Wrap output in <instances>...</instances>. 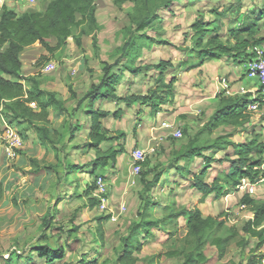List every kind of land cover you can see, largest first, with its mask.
<instances>
[{
  "label": "rangeland",
  "instance_id": "374dc122",
  "mask_svg": "<svg viewBox=\"0 0 264 264\" xmlns=\"http://www.w3.org/2000/svg\"><path fill=\"white\" fill-rule=\"evenodd\" d=\"M144 1L137 0L136 5L141 6ZM155 1L157 3L160 0ZM46 2L36 0L29 5L39 8ZM95 4L97 24L75 28L67 41L53 53L42 50L45 54L36 58L33 74L29 76L36 79L41 88L56 92L69 111L80 107L72 116L66 113L61 115L63 118H59L62 122L64 118L69 120L68 124L72 125L77 122L84 125L88 120L84 115L87 104L80 106L78 101L105 76V64L114 65L119 60L129 36L126 30L134 26L130 17H139L134 2L119 5L113 0H96ZM157 13L159 15L155 22L138 33L144 34L137 37L129 55L123 62L119 61L124 66L140 67L142 70L136 76L126 71L119 81L117 93L137 97L150 92L156 86L158 72L149 70L148 65L157 64L161 60L170 61L172 66L166 68L161 78L168 81L176 77L175 104L183 113L177 116L173 124L182 131L181 138L175 139L171 129L160 125L150 128L153 120L149 117L151 114L148 107L142 106L134 98L130 102H120L123 113L114 126L126 130L131 136V142L134 138L131 130L139 129L146 143L140 146L145 150L146 158L141 172L135 174L131 169L127 175L130 181L128 190L122 194L113 190L112 197L109 192V210L106 211L92 204L90 196L85 194L86 185L92 177L88 175V167L84 169V164L94 157V153H86L85 147L81 146L82 138L76 141L80 144L74 148L78 149L74 156L70 150L74 144L69 146L73 142L68 144L67 136H64V147H60L57 158L54 157V151L47 152L48 149L38 159L34 155L30 156L36 145L34 131L25 130V124L12 121L11 125L27 138L23 139L14 160H0L3 165L0 169V183L3 186L1 198L5 199V202H0V264H6L4 261L14 253L17 254L12 255L10 264H45L32 250V247L38 245L65 249L61 261L49 264H182L188 255L196 256L197 251H201L202 256H197L196 264H249L264 255V245L259 246L255 237L242 231L245 223L253 219V211L251 206L240 203V198L245 194L257 204L264 202V179L260 177L264 171L256 167L254 170L259 174L253 184L246 182L247 187L243 189H238V185L236 192L215 199L214 194L199 193L191 186L192 180L183 179L173 166L170 168L173 170L169 169L163 174L159 183L146 194L150 202L154 203L148 217L140 216L145 204L139 198L143 192V173L153 166L159 167V170L170 167L172 152L179 151L182 143L188 141H195V145L202 148H210L202 152V155L213 159L207 174L202 178L206 183H211L214 178L221 181L225 173L229 175L232 172L230 160L237 158L233 154L234 148H237L234 145L249 143L252 133H255L256 145L260 147L261 159L264 161V98L258 95L263 100L261 105L256 111L246 110V117L240 124L211 129L209 124L219 97L241 98L244 95H234L233 92H226L231 91L230 88H220L218 82L229 83L227 77L219 76L216 81L205 72L204 80H201L196 70L198 67L188 69L187 65L182 64L183 61H188V64L197 61L194 41L190 39L193 36L192 26L196 22L210 28L208 36L216 32L221 39L232 45L235 41L246 39L248 44L245 49L250 51L251 46L264 37V0H179L173 2L168 10L160 7ZM245 27L251 30H240ZM94 36L95 46L92 42ZM232 58L225 62V70H233L234 64L240 65ZM49 60L56 62V68L52 72L43 73L42 65ZM206 65L203 68L205 70L210 67L208 63ZM112 71L119 72L117 68ZM215 81L219 89L214 87ZM23 83L29 86L27 80H23ZM233 84L234 81H230L229 86L233 87ZM72 92L75 96H72ZM116 105L113 101L101 100L96 101L94 107L113 109ZM139 107L143 112L139 113ZM66 130L67 127L63 130L65 135ZM113 145L124 148L126 141L124 137L119 138L106 147ZM246 157L256 161L259 156L247 153ZM216 159L225 160L219 163L214 162ZM185 161L183 159L178 164L182 166ZM76 164L82 165L81 169L65 172L66 166ZM205 165L201 157H196L189 169L198 172ZM47 172L52 177L46 176ZM42 175H45L44 180ZM150 176L152 174L148 178ZM28 188H33L32 194ZM122 205L124 209L121 211ZM193 208L199 209L203 216H211L216 220L211 228L200 235L188 233L185 219L174 216L180 209ZM48 219L51 220L48 222ZM219 221L223 224L217 225ZM143 222H156L158 225L149 224L147 231L142 229L138 236L141 248L133 251L122 262L124 239H129L134 224ZM16 255L34 259L31 262H17Z\"/></svg>",
  "mask_w": 264,
  "mask_h": 264
},
{
  "label": "trees",
  "instance_id": "16d2710c",
  "mask_svg": "<svg viewBox=\"0 0 264 264\" xmlns=\"http://www.w3.org/2000/svg\"><path fill=\"white\" fill-rule=\"evenodd\" d=\"M96 0H47L46 5L41 11L25 12L17 14L14 10L8 9L6 6H2L0 13V119L4 117L8 120L9 124L13 125L12 121L25 124L27 127L25 130H32L37 139L43 145H51L54 151V157L59 155L60 147H64V131L67 127V143H70L75 139L76 133L83 128L80 122L74 125L68 124L69 120L63 119L60 126H51V119H58L61 115L66 113L74 114L80 107H75L69 111L64 106V100L60 99L56 92L45 90L40 87L36 79L21 77L20 71L22 62L20 60V54L23 50L34 43H38L43 50L48 53H53L60 46H62L67 39L72 35L75 28H80L83 25L95 26L96 20ZM117 4L125 2H134L137 7L138 18L133 15L130 17L134 26L128 28V38L124 45V50L120 55L118 61L114 65L105 64L102 80L94 86H91L87 92L81 97L78 103L87 104V108L84 110V114L89 118V124L87 128V135L82 147H85L86 152L92 151L94 153L93 159L84 164V169L88 167V174L92 179L88 182L85 189V194L90 196L92 204L97 205L98 199L93 197L95 174L98 169L106 167L110 162L115 164L116 156L123 148L108 146L105 149L102 147L103 143H111L117 141L119 138L125 137V133L122 131L117 133L107 130L103 121L109 117L114 119H120L123 110L117 108L114 111L94 107L96 101H116L118 102H130L133 98L139 101L141 104L149 107L151 115H155L162 105L171 104L174 100V88L176 77L173 76L168 81L161 78L166 68L171 65L170 61L161 60L157 64L148 65V69H154L158 72V79L156 80V86L145 95L122 96L117 93V86L121 80L122 75L126 71H130L133 76L138 75L141 72L140 67L131 68L130 66H124V58L129 55L131 47L135 44L137 37L142 36L138 33L143 32L149 25H151L158 18L157 10L160 7L170 9V5L173 2L179 0H160L156 3L155 0H145L144 3L136 5L137 0H113ZM193 36L190 38L194 41V49L197 61L188 64V61H183V65H187L188 69H193L201 66L205 61L218 60L224 56H243L251 57L252 53H247L245 49L248 42L246 39L242 41H235L232 44L223 40L215 32L209 35L210 28H205L201 22H196L192 26ZM244 32H249L251 29L245 27L240 29ZM82 32V31H81ZM232 36L236 37L235 34ZM264 41L261 39L257 43ZM95 46L96 37L92 39ZM256 42V41H255ZM254 43L252 46H254ZM79 44V41H78ZM251 46V47H252ZM193 49V50H194ZM248 54V55H247ZM246 60V59H245ZM244 60V61H245ZM120 66V67H118ZM121 66H124L121 68ZM117 68L119 72H113L112 69ZM112 71V72H111ZM109 72H111L110 75ZM122 72V73H120ZM107 74V75H106ZM23 80H27L29 86L23 83ZM72 91V89H69ZM72 96L75 94L72 92ZM256 101L258 106L263 101L261 97L256 95ZM251 101L248 98V94L241 97H219L218 106L212 117V121L209 124V128L218 129L221 126L237 125L246 117L247 105ZM68 124V126H67ZM1 129V121H0ZM17 129V128H16ZM17 132L21 136L22 140L27 138L25 134H22L18 129ZM176 139V138H175ZM179 139V138H178ZM219 142V141H217ZM120 144V143H119ZM78 146V145H77ZM72 146L70 150H74L77 147ZM233 154L237 155V158L230 160V168L232 172L228 175L224 174L221 181L217 178L212 179L211 183L203 181V177L207 174L208 168H210V162L213 160L208 155H202L204 150L210 148H202L195 145V141H188L182 143L179 151H173L170 167L167 169H160L157 166L150 167L141 176V183L143 185V192L140 193V199L144 201V211L140 213L141 218L148 217L149 210L154 203H151L146 194L156 184L159 183L163 174L167 173L170 168H173L176 173H180L183 179L192 180V187L199 193L205 195L214 194L215 199H219L224 195L237 191V186L242 178H248L252 182L258 177L259 172L254 168L259 166L262 162L261 149L256 145L255 133H252L251 141L247 144L234 145ZM67 145L65 150L67 149ZM18 151V150H17ZM67 152V150H66ZM247 153H255L257 156L256 161H253L251 157H246ZM196 157H201L206 164L198 172L189 169L190 163L195 162ZM185 161V164L181 166L178 164L181 160ZM6 161L5 159H0ZM35 160V159H33ZM225 159H216L214 162L222 163ZM227 160V159H226ZM35 162V161H33ZM145 163V161L142 163ZM82 165H68L64 168L68 173L70 170L81 169ZM48 167L47 169H49ZM173 170V169H170ZM169 170V171H170ZM141 172V171H140ZM152 174L148 178V175ZM261 177V175H260ZM225 184V185H223ZM2 196V189L0 183V198ZM240 203L247 204L252 207L253 219L245 223L242 231L250 236L255 237L258 240L259 246L264 245V202L255 203L248 195H243L240 198ZM173 214L170 213L168 216ZM175 217H182L185 219V226L187 232L193 235H200L206 229L211 228L215 223V218L211 216H203L199 209L193 208L189 210L180 209L174 214ZM51 219H48V222ZM153 224L157 226L156 222L137 223L131 227L129 239H124L122 248L124 253L121 257L122 262H125L133 251H138L142 243L139 241V234L142 229L147 231V226ZM222 221H219L217 225H222ZM38 259H43L45 264L61 261L66 251L63 247H49L48 245L32 247ZM14 253L12 255H15ZM12 255H9L4 262L10 264ZM190 254L182 264H196L198 261L197 256L201 257V251H197L196 256ZM17 262L33 261V257H20L16 255ZM249 264H264V255H260L257 259L250 261Z\"/></svg>",
  "mask_w": 264,
  "mask_h": 264
},
{
  "label": "crops",
  "instance_id": "0c3cea01",
  "mask_svg": "<svg viewBox=\"0 0 264 264\" xmlns=\"http://www.w3.org/2000/svg\"><path fill=\"white\" fill-rule=\"evenodd\" d=\"M45 5H43L39 8L38 7L32 8L24 0H0V13H1L2 6H6L8 9L14 10L17 14H22L25 12L41 11L44 9ZM255 45H259V46L264 47V41H261ZM42 50L43 49L41 48V46L36 42L33 45L25 48L23 50V52L20 54V60L22 62L20 75L22 78H26V77L31 76L33 74V72H32L33 71V64H34L36 58H38L40 55L45 54V52H44L45 50L44 51H42ZM248 52H250V51H247V53ZM230 58H232L231 55L230 56H224V57H222L216 61L210 60L208 62H204L201 66L196 68L197 72H199V74L201 75L200 79L204 80L203 77L205 76V72H207V74L209 73L211 75V79H214L216 81L219 80V76H225V77H227V79H229L231 81V83L234 81L233 87L232 86L229 87L231 91L227 90L226 92H233L234 95L237 94V95H244V96L248 94V98H252L253 96L259 95L260 85H259L258 80L255 78H248L245 75V68H244V62L245 61L244 60L245 59L247 60L249 58V56L247 57V56H245V55L243 56V54H241V56H239V57L232 58V60H235V61L237 60V62H239L240 65L234 64L235 68H233V70H231V69L225 70V68H224L225 62L229 61ZM206 63H208L209 64L208 66H210L209 69H207L208 71L203 69V68H205L204 66L206 65ZM216 81L214 82V87L219 89V87H218V85H219L220 88H222L220 85V82H218V85H217ZM230 81H229V85H230ZM204 82H206V81H204ZM241 88H243L245 92H240ZM176 95L177 94L175 92L174 93V100H173L174 102H172L171 104H168V105H162L160 108V111H158L154 116L153 115L149 116L150 119L153 120V123H152L150 128H154L153 127L154 125H156L157 127L160 125L159 127H161V123H163V122L172 123V124L176 123L177 116L179 114L183 113V111H179L177 109L178 107L175 104ZM113 102H115V104H117L116 106H114L113 109L105 108V107H103V109L114 111L117 108H122L121 105H119L120 102H118V103L116 101H113ZM142 106H145V105L142 104ZM138 109H139V113L143 112L140 110V107ZM148 109H149V107H148ZM81 110H83V109H81ZM172 110H174V111L172 112ZM149 113H150V109H149ZM59 118H63V116H60ZM59 118L55 119V120L52 119L53 122H51V126H55V127L60 126L62 124V119L59 120ZM85 118H87L88 120L86 119L87 121H86V123H84L83 128H81V130L76 133V136L74 139L75 141L73 140L70 143H68V144H71L73 142L69 146H72L73 144H74L73 146L79 145L80 143H76V141L79 137L82 138V142L85 141L86 135H87V128H88V124H89V118L86 115H85ZM120 119L116 120L113 117H109L103 121V125L110 132H115V131L121 130L123 133H125L124 139L126 141V145L124 146L123 150L117 154L115 164H112L110 162L106 167H104L102 169H98L96 171V174H95V176L101 175L104 177L105 181L107 182V184L109 186L110 197H112L113 190L116 192H119L120 194H122L126 190H128V185H130V181H129L127 175H129V172L131 170L130 153L134 148H141L140 146H145V144H146L145 139L143 138V136L140 135V131L137 128H134L131 130L134 138H133L132 142L129 141V138H131L129 133H127L126 130H123L121 128H117V126H114V123H116ZM80 133H81V135H80ZM65 134L66 133H64V136H67V139H68V135H65ZM34 136H36V135H34ZM67 139H66V141H67ZM113 142L115 143L116 141H112L111 143H113ZM34 143L36 144L33 147L34 153L31 152V154H30V156L34 155V158L41 159L44 156V154H46V151L48 149L49 150L47 152L53 151L51 147L44 146L37 139V137H36ZM111 143H103L102 147L105 148L108 144H111ZM131 143H133L132 145L135 146L134 148H132V145H130ZM129 145H130V148H128ZM41 148H43V150ZM113 148L117 149V147L115 145H113ZM77 150L78 149H74L71 151L72 156H74L75 151H77ZM89 152H92V151H88L86 153H89ZM92 159L93 158H91L90 161ZM1 162H6V161L1 160ZM2 166L3 165L0 164V169L2 168ZM112 172H114V173H112ZM42 176H44L43 177V180H44L45 175H42ZM46 176H50V173L47 172ZM50 177H52V176H50ZM46 178L49 179L48 177H46ZM2 188H3V186L1 187V189ZM28 189L31 191L30 194H32L33 188H28ZM121 189H122V191H121ZM2 191H3V189H2ZM2 201L5 202V199L0 198V202H2ZM18 264H20V263H18Z\"/></svg>",
  "mask_w": 264,
  "mask_h": 264
},
{
  "label": "built area",
  "instance_id": "2783aa9c",
  "mask_svg": "<svg viewBox=\"0 0 264 264\" xmlns=\"http://www.w3.org/2000/svg\"><path fill=\"white\" fill-rule=\"evenodd\" d=\"M28 4L35 3L36 0H25ZM250 52L252 53L244 62L245 75L248 78H255L258 80L260 85L259 95L264 98V47L259 45H254L251 47ZM56 62L47 61L42 65L41 71L44 73H49L55 70ZM220 85L223 89H229V83L221 81ZM240 92H245L241 88ZM257 96H253L251 101L247 105L248 111H256L258 108V101H256ZM161 127L171 129L172 136L176 139L181 138L182 131L174 127L173 124L163 122ZM23 140L17 129L13 127L8 121L1 117V129H0V159H5L6 161H12L17 157V150L22 147ZM131 158V169L135 174H138L141 171L142 163L145 161L146 153L142 148H134L130 153ZM258 170L264 171V161L257 166ZM261 177L264 179V173L261 174ZM247 183L253 184V182L248 178H242L239 182L238 189H243L247 187ZM243 183V184H242ZM241 185H244L241 187ZM93 197L98 199V207L101 210H109V187L104 177L97 175L94 180V190L92 193ZM124 206L120 207L122 211Z\"/></svg>",
  "mask_w": 264,
  "mask_h": 264
}]
</instances>
